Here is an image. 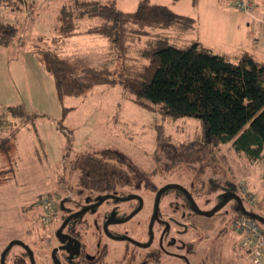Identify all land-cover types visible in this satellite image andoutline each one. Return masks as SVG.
<instances>
[{
    "label": "rangeland",
    "instance_id": "obj_1",
    "mask_svg": "<svg viewBox=\"0 0 264 264\" xmlns=\"http://www.w3.org/2000/svg\"><path fill=\"white\" fill-rule=\"evenodd\" d=\"M82 1H11L12 8L18 9L17 14L0 8L2 19L16 18L13 41L0 44V120L7 123L8 133L17 126L23 127L13 148L10 144L7 146L8 155L5 153L4 158L10 170L0 173V248L22 237L19 220L22 206L29 205L39 194L57 193L62 197L66 189L81 185L79 172L72 169L71 163L87 151L111 148L134 159L144 158L149 160V166L159 167L153 159L154 153H158V147L154 149L156 125L171 134L160 142L170 141L177 150V156L167 160V170L160 177H154L157 181L177 182L201 171V178L213 177L219 184L227 180V192H235L252 208L258 194L264 191V161H248L237 154L230 143L210 149L202 142L199 118L168 115L162 104L145 108L132 101L119 84H95L81 94L58 98L53 76L33 51L50 45V41L45 44L36 36L52 34L56 14L70 16ZM141 1L164 3L174 11L180 4L183 11L196 18V25L189 30L151 26L148 35L130 39L132 57H137L138 49L148 43L181 44L201 39L214 53L232 61L243 50L264 59L263 0H256L257 7L249 15L237 11L232 0H196L195 4L193 0H115L118 8L128 11L134 10ZM213 1L216 6L210 3ZM81 18V24L78 23L81 26L97 22L96 18ZM237 37H241V41ZM75 44L81 45L74 50L79 54L75 56L78 59L59 52L74 65L118 66L119 58L106 56L105 41L99 35L73 37L67 49L74 48ZM64 108H68L65 114ZM59 121L71 129L69 137L57 127ZM107 159L108 163L112 162ZM234 205L232 199L227 201V264H252L240 248L239 233L231 227ZM217 216L214 219L218 223ZM14 249L19 247L15 245Z\"/></svg>",
    "mask_w": 264,
    "mask_h": 264
},
{
    "label": "trees",
    "instance_id": "obj_2",
    "mask_svg": "<svg viewBox=\"0 0 264 264\" xmlns=\"http://www.w3.org/2000/svg\"><path fill=\"white\" fill-rule=\"evenodd\" d=\"M11 1L16 0H0V7L17 9L12 8ZM81 17L97 19L84 32L104 37L108 57H118V66H76L54 47L34 49L41 64L53 76L60 100L66 95L81 94L95 84H119L132 101L145 108L162 104L168 115L199 118L202 142L210 149L230 143L248 161H264V60L243 50L232 61L198 40L181 44L148 43L138 49L137 57H132L130 39L148 35L149 27L189 30L196 25L194 17L148 1H141L128 11L118 8L115 0H83L70 16H57L58 26L52 41L74 35L76 19ZM15 35L14 21L0 19V44L11 43ZM37 39L45 38L37 36ZM67 110L64 108L63 114ZM57 127L69 137L70 128L60 121ZM168 137L171 134L156 125L155 140L160 142ZM113 154L110 149L91 150L74 158L71 167L78 170L81 186L96 189L100 183L98 170L110 167L105 159ZM103 159L107 167L102 165ZM258 195L249 209L264 217V191ZM240 214L236 208L233 217ZM256 221L264 229V224Z\"/></svg>",
    "mask_w": 264,
    "mask_h": 264
},
{
    "label": "flooded vegetation",
    "instance_id": "obj_3",
    "mask_svg": "<svg viewBox=\"0 0 264 264\" xmlns=\"http://www.w3.org/2000/svg\"><path fill=\"white\" fill-rule=\"evenodd\" d=\"M155 144L159 167L100 149L114 154L110 167L98 170L99 185L55 194L58 207L47 223L32 206H22V237L12 239L22 243L3 244L0 264H227V201L206 213L227 196V180L219 184L200 171L177 182L157 181L177 150L170 141ZM168 183L181 187L164 188Z\"/></svg>",
    "mask_w": 264,
    "mask_h": 264
},
{
    "label": "built area",
    "instance_id": "obj_4",
    "mask_svg": "<svg viewBox=\"0 0 264 264\" xmlns=\"http://www.w3.org/2000/svg\"><path fill=\"white\" fill-rule=\"evenodd\" d=\"M232 4L237 11L247 15L257 7L256 0H232ZM58 202L57 195L44 193L36 197L32 202V208L38 213L39 220L47 223L54 218ZM230 223L231 227L239 233V243L243 254L252 264H264V229L255 219L244 214L234 216Z\"/></svg>",
    "mask_w": 264,
    "mask_h": 264
},
{
    "label": "crops",
    "instance_id": "obj_5",
    "mask_svg": "<svg viewBox=\"0 0 264 264\" xmlns=\"http://www.w3.org/2000/svg\"><path fill=\"white\" fill-rule=\"evenodd\" d=\"M194 1V4L196 3V0H193ZM264 1V0H263ZM180 1H178L177 3H179ZM153 3H159V2H153ZM193 3V2H192ZM213 6H216V2L215 1H213V2H210ZM264 3V2H263ZM26 4V3H25ZM161 4H164V3H161ZM262 4V3H261ZM261 4H260V6L259 7H261ZM28 6V5H27ZM170 7V6H169ZM1 8V7H0ZM5 8V12H15L16 14H17V12H18V9L16 10H11L10 8H7L6 6L4 7ZM32 8V7H31ZM9 9V10H8ZM3 11V12H4ZM22 12V11H21ZM175 12H179L180 14H189V16H191L190 15V13H188L187 11H183V9H181V6H180V4H177V8L175 9ZM258 14V13H257ZM57 16H58V14H56V16L54 17V21L56 22V23H54L55 25L53 26V29H52V34H50V35H44V34H39V35H37V36H42V37H44L45 39H46V41H45V39H44V42H45V44H47L48 43V41H50V45L49 44H47V46L48 47H50V48H56L57 50H58V53L59 52H64V53H68V54H70V56H72V57H74V58H77V57H75V56H78L79 54H75L74 53V50H77L78 48H81L78 44H75V46H73L74 48H71V49H67V46H68V41L69 40H71V38H73V37H77V36H79V35H85V34H87V35H95V34H89V33H85L84 32V30L87 28V27H89L88 25L87 26H81V25H78V23H79V21L80 20H82L83 18H79V19H76V33L74 34V35H71V36H69V37H67V38H63V39H60L58 42H53L52 41V38L56 35V28H57V26H58V23H57ZM254 16V15H253ZM249 17V16H248ZM255 17H258V16H255ZM1 18V17H0ZM195 18V17H194ZM251 18H252V16H251ZM2 19V18H1ZM8 20H13L14 22H15V19L16 18H7ZM196 19V18H195ZM82 22V21H81ZM81 22L79 23V24H81ZM97 23V22H96ZM229 26H230V24H228ZM231 27V26H230ZM54 34V35H53ZM98 35V34H97ZM36 36V37H37ZM100 36V35H99ZM101 38H103L104 39V41H105V46H106V56L108 57V48H107V41H106V39L104 38V37H102V36H100ZM236 39V38H235ZM239 39V41H241V37H237V40ZM236 40V41H237ZM198 41H200L202 44L204 43L201 39H199ZM236 41H235V43H236ZM52 42V43H51ZM100 45H103V42H102V40L100 39ZM237 44H239L240 45V43H237ZM99 45V44H98ZM204 45V44H203ZM94 46H96V45H93L92 47H94ZM89 48V47H88ZM87 48V49H88ZM86 49V48H85ZM241 52V51H240ZM250 52H252V51H250ZM60 54V53H59ZM254 54V53H253ZM256 56V55H255ZM37 57V56H36ZM38 59V58H37ZM78 59V58H77ZM259 59V58H258ZM261 60H264V59H262V58H260ZM6 113V112H5ZM0 115H1V113H0ZM2 122H1V120H0V173L1 172H4V171H7V170H10V167L8 166V164H6V160H5V158H4V156H5V153L8 155V152H7V146H8V144H10V147H12L13 148V146L16 144V142L18 141V137H19V135H20V133H22V129H23V127H22V125L21 126H17V127H15V129L14 130H12L10 133H8V131H7V123H5V124H3V126H2ZM8 140V141H7ZM244 257H246L245 255H244ZM247 258V257H246ZM248 259V258H247ZM249 260V259H248ZM250 261V260H249Z\"/></svg>",
    "mask_w": 264,
    "mask_h": 264
},
{
    "label": "water",
    "instance_id": "obj_6",
    "mask_svg": "<svg viewBox=\"0 0 264 264\" xmlns=\"http://www.w3.org/2000/svg\"><path fill=\"white\" fill-rule=\"evenodd\" d=\"M169 186H180L176 183H168L167 185L164 186L165 187H169ZM181 187V186H180ZM108 195H104L103 197H101L97 202H95L94 204L96 205L97 203H99L101 200H103L104 198H106ZM124 199V198H122ZM230 199H233L237 202L238 204V209L239 211L244 214V215H248L250 217H252L253 219H256L258 220L259 222L263 223L264 224V217L253 212V211H250L248 209L245 208L242 200H241V197L236 194L235 192L233 191H228L227 192V196L224 197V199L222 201H220L219 203H217L210 211L206 212L208 215L214 213L215 211H217L222 205H224V203L226 201H229ZM93 204V205H94ZM13 243H22L20 240H11L8 244V247L13 244Z\"/></svg>",
    "mask_w": 264,
    "mask_h": 264
}]
</instances>
